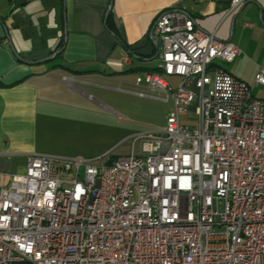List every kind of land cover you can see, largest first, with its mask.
Returning <instances> with one entry per match:
<instances>
[{
    "label": "built area",
    "instance_id": "2783aa9c",
    "mask_svg": "<svg viewBox=\"0 0 264 264\" xmlns=\"http://www.w3.org/2000/svg\"><path fill=\"white\" fill-rule=\"evenodd\" d=\"M152 36L161 72L136 85L173 101L165 128L136 153L31 155L25 173H0V264H264V98L215 69L240 49L178 9Z\"/></svg>",
    "mask_w": 264,
    "mask_h": 264
},
{
    "label": "crops",
    "instance_id": "0c3cea01",
    "mask_svg": "<svg viewBox=\"0 0 264 264\" xmlns=\"http://www.w3.org/2000/svg\"><path fill=\"white\" fill-rule=\"evenodd\" d=\"M230 2L0 0V173H25L31 155L58 156L50 148L56 147L52 129L71 118L79 93L90 99L80 86L152 91L136 79L160 68L152 27L166 10L186 11L206 32L235 44L240 55L223 67L254 82L264 68V0H248L228 15ZM127 54L129 66L122 63ZM113 153L107 156H120Z\"/></svg>",
    "mask_w": 264,
    "mask_h": 264
},
{
    "label": "rangeland",
    "instance_id": "374dc122",
    "mask_svg": "<svg viewBox=\"0 0 264 264\" xmlns=\"http://www.w3.org/2000/svg\"><path fill=\"white\" fill-rule=\"evenodd\" d=\"M260 69L264 68L258 71ZM129 78L134 79L133 76ZM165 78L173 88L180 83L177 77ZM249 85L255 97L264 98L263 87L253 81ZM80 89L91 97L89 99L79 93V97L73 99L72 104L77 109L71 118L55 121L52 135L56 147L50 148H54L56 152L53 153L58 156L53 157L99 159L111 151L113 155L136 153L139 145L134 142L135 138L163 130L168 116L174 110L173 101H162L164 95L155 90L147 91L130 85L127 93H118L111 88L80 86ZM135 91H143L151 97L136 96ZM183 123L195 124L190 118L184 119Z\"/></svg>",
    "mask_w": 264,
    "mask_h": 264
},
{
    "label": "bare ground",
    "instance_id": "6f19581e",
    "mask_svg": "<svg viewBox=\"0 0 264 264\" xmlns=\"http://www.w3.org/2000/svg\"><path fill=\"white\" fill-rule=\"evenodd\" d=\"M223 64H225V62H215V69H221V76L230 77V73L224 69ZM145 75H149V74H145ZM234 85L238 87V89H246V82L239 80L235 77H234Z\"/></svg>",
    "mask_w": 264,
    "mask_h": 264
},
{
    "label": "trees",
    "instance_id": "16d2710c",
    "mask_svg": "<svg viewBox=\"0 0 264 264\" xmlns=\"http://www.w3.org/2000/svg\"><path fill=\"white\" fill-rule=\"evenodd\" d=\"M108 28L112 29L113 30V27L110 25H108ZM63 47H64V44H62L60 46V51L63 50ZM156 53V52H155ZM148 72H161V69L160 68H157V69H154L153 71H148ZM0 86H2V84L0 83Z\"/></svg>",
    "mask_w": 264,
    "mask_h": 264
},
{
    "label": "water",
    "instance_id": "95a60500",
    "mask_svg": "<svg viewBox=\"0 0 264 264\" xmlns=\"http://www.w3.org/2000/svg\"><path fill=\"white\" fill-rule=\"evenodd\" d=\"M58 53L53 54L52 56H50L48 59H46V61L52 60L57 56Z\"/></svg>",
    "mask_w": 264,
    "mask_h": 264
}]
</instances>
